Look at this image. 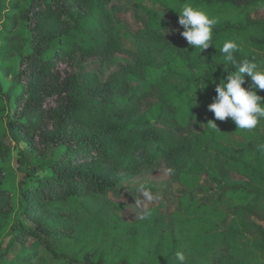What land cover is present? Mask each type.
I'll use <instances>...</instances> for the list:
<instances>
[{"label": "trees", "instance_id": "trees-1", "mask_svg": "<svg viewBox=\"0 0 264 264\" xmlns=\"http://www.w3.org/2000/svg\"><path fill=\"white\" fill-rule=\"evenodd\" d=\"M163 6L170 16L179 21V12L185 3L198 7H211L213 5H232L234 7H249L264 5V0H155ZM102 0H9L4 11V20L1 31L5 36L0 44V52H7L2 59L1 69L8 72L17 68L12 81L13 87L5 93L0 83V197H10L9 190L5 187L7 180L5 164L9 151L6 141L8 133L20 128L29 129L22 121L27 115L41 113L42 122L36 126L33 134L28 138L30 146L41 159H53L48 163L49 171L44 175H29L30 179L25 184L22 192L24 212L31 210L32 201L41 198L43 204L57 211L70 209L79 214L81 207L86 208L90 200L88 196L106 197L112 189L118 188V182L104 178L89 169L83 163L88 157H97L103 153L107 155L108 146L102 141V136L75 135L71 129L70 121L81 111V105L74 99V87L78 76L76 70V52L80 47L86 48L87 29L93 31V14L103 9ZM151 18L148 34L157 37L159 52L164 53L167 59L159 61L156 58L139 59L133 67L136 74L143 76L146 85L144 93L156 95L159 99L160 115L169 118L176 127L186 128L190 137L181 138L176 132L169 131V143L165 146L164 158L167 162L177 165L183 155L193 153L198 146H209L210 143L222 142L232 136H239L246 142L242 152L218 151L217 157L208 155L204 167L212 175V180L220 182L218 173L235 172L245 177L246 183L222 187L214 197H210L202 207L195 208L192 194L180 198L179 209L172 215V220L178 219L177 232L168 230L159 232L157 239H148L139 245L138 234L148 227L157 230V227L146 222L128 226V235L135 237L136 243L132 246L118 240L109 250L99 245L96 250H89L85 255L76 253L68 254L61 249L59 243L52 244L47 237L51 235L41 223L35 226L19 223L13 229L12 248L23 249L26 252L28 240H33V246L41 248L42 253L36 252L37 264H174L180 262L176 258L177 252H183L187 259L205 264H264V227L253 218L264 223V152L257 149L258 144H264V137L260 138L252 130H239L231 118L226 121L215 120L214 113L208 108L199 109L197 104L207 101L210 105L214 102L217 93L215 88L222 79H226L224 72V54L220 51L221 44L233 40L239 50L234 53L240 61L253 60L260 69L264 68V21L251 22L245 25L216 24L213 28L211 44L208 49H195L190 45L180 48L168 36L163 34L166 24L160 19L156 11H146ZM110 17V14H108ZM53 18L55 22L64 23L65 28L52 34L43 22ZM2 35V33H1ZM4 38V37H3ZM246 42L253 49L251 53L243 52L242 42ZM1 54V53H0ZM146 54L141 52V55ZM1 56V55H0ZM186 61L192 69L197 64L204 71L197 75L192 73L185 80L187 86L174 92L165 90L168 74L173 73L175 61ZM229 71L232 65H227ZM165 72L167 74H165ZM251 84L250 77H246V88ZM197 92V94H196ZM20 97L18 113L11 117L10 105L14 94ZM257 94L264 97V90H257ZM167 113V115H166ZM195 120L201 121L205 130L197 134L192 129ZM209 121H215L217 128H211ZM152 120L136 121L124 125L126 132L149 131L161 133L153 128ZM232 127V130H230ZM120 129V130H121ZM228 133V138L226 137ZM160 135V134H159ZM253 151L258 152L256 165L252 164ZM157 154L155 158H157ZM108 158V157H107ZM82 161V162H80ZM80 162V163H79ZM183 172L184 178L193 177L190 167ZM204 172V171H203ZM199 176V173H195ZM194 176V177H195ZM246 185V186H245ZM243 190L247 197L242 204L233 206L237 196L236 190ZM206 203H210L211 207ZM231 203V207H225ZM14 204L9 202L0 212L11 215ZM89 214L91 209H85ZM198 216L199 220H208L213 224V217L221 220V227L226 231L215 234L210 228L206 233L217 237L211 243L199 240L200 234L196 233L193 226L188 223V218ZM189 229L185 238L179 236L183 229ZM219 237L221 242L219 243ZM141 238V237H140ZM204 250H203V247ZM19 250V251H20ZM8 260V259H7ZM5 260L8 264H22L23 262ZM26 264V263H24ZM181 264V262L179 263Z\"/></svg>", "mask_w": 264, "mask_h": 264}, {"label": "rangeland", "instance_id": "rangeland-1", "mask_svg": "<svg viewBox=\"0 0 264 264\" xmlns=\"http://www.w3.org/2000/svg\"><path fill=\"white\" fill-rule=\"evenodd\" d=\"M9 0H0V31L4 20V11L7 9ZM103 9H99L93 14V31H86V48L80 47L76 52V72L78 76L74 87V99L81 105V111L70 121L73 133L79 136H90L99 134L102 141L108 146L109 152L97 157L90 156L83 163L84 168L118 182V188L108 192L106 197L95 195L88 196L87 209L92 213L88 214L81 207L79 214L71 209H56L43 204L41 198L32 201L31 210L24 212L22 203V192L30 176L44 175L48 173V163L53 159L39 158L28 138L33 134L36 126L42 122L41 113H32L22 118L29 129L18 128L12 133H8L6 141L9 155L6 157L5 187L10 192V197H0V210L6 207L9 202L14 204V211L11 215H3L0 212V264H8L5 260L15 259L22 264H37L38 258L34 254L41 248L33 246V240H28V248L15 250L12 248L13 229L19 223H27L35 226V222L41 223L48 231L53 232L47 239L52 244L61 245V249L68 254L76 253L79 256L85 255L89 250L98 249L103 243L106 250L115 246L118 240L132 246V240L127 233L128 226L146 222L157 227H148L138 234L139 245L148 239L155 238L159 232H166L177 229L178 219L172 220V215L179 209L180 198L187 194H192L195 200V208L214 197L222 187L245 184L246 179L235 172L223 174V170L218 174L220 182L212 180V175L204 167L208 155L217 157L218 151L242 152L246 142L242 137L235 136L225 141L210 143L209 146L200 145L194 151L193 158L189 157L185 151L182 159L177 165L167 162L164 158L165 146L169 143L168 132H176L181 138L190 137L186 128L176 127L168 118L160 115L159 99L156 95L144 93L145 79L143 76L133 71L132 65L139 59L156 58L159 61L167 59L164 53L159 52L158 39L148 34L151 18L146 11H156L160 19L166 24L163 34L168 36L170 41H174L177 46L183 48L189 45L186 39L180 34L184 31L176 19L167 10L157 4L155 0H102ZM193 7L205 11L211 18H217V24H231L234 26L245 25L249 21H264V5H253L249 7H234L232 5H213L211 7ZM110 14V17L108 16ZM49 32L58 33L65 28L64 23L55 22L49 18L48 22H43ZM2 33V35H1ZM0 32V44L4 42L5 36ZM4 37V38H3ZM242 42V38H238ZM224 43L221 45L223 46ZM243 52L251 53L253 50L248 43L242 42ZM141 52L146 53L141 55ZM1 56L7 55L2 48ZM2 59H0V67ZM173 73L168 74L165 82V90L174 92L185 88V80L192 73L200 75L204 68L197 64L192 69L186 61H175ZM264 71V68L261 69ZM17 68H12L9 73L0 68V83L5 93H8L14 83L12 77ZM165 74H167L165 72ZM12 99L10 110L11 117L18 113L20 108V97L15 93ZM208 102L203 101L197 104L199 109L208 108ZM13 114V115H12ZM167 115V113H166ZM152 120L153 128L161 133L149 131L126 132L121 128L124 125L136 121ZM121 129V130H120ZM192 129L197 134H203L205 127L201 121L195 120ZM232 130V127H230ZM260 138L264 137V121L253 129ZM158 155L155 158V155ZM108 157V158H107ZM258 152L253 151L252 164L256 165ZM82 162V161H80ZM79 162V163H80ZM1 164V163H0ZM183 164L190 167L199 176L184 178ZM204 171V172H203ZM30 182V181H29ZM148 190L152 196L148 200L141 187ZM246 186V185H245ZM237 196L233 201V206L242 204L247 194L243 190H236ZM211 207L210 203H206ZM231 203L225 207H231ZM202 209L208 211L206 208ZM213 217V224L208 220H199L198 216L188 218L196 233L200 234L199 240L203 243H211L217 237H211V233H206L210 228L215 234H222L226 231L221 227V220ZM254 222L263 225L259 219L253 218ZM161 230V231H160ZM189 229H183L179 236L185 238ZM141 237V238H140ZM221 238L215 242H221ZM136 243V244H137ZM203 247V246H202ZM20 250V251H19ZM204 250V247H203ZM44 254L42 253L41 256ZM7 260V261H8ZM174 264L180 262L174 261ZM186 264H205L191 259L186 260Z\"/></svg>", "mask_w": 264, "mask_h": 264}, {"label": "clouds", "instance_id": "clouds-1", "mask_svg": "<svg viewBox=\"0 0 264 264\" xmlns=\"http://www.w3.org/2000/svg\"><path fill=\"white\" fill-rule=\"evenodd\" d=\"M178 23L184 29L180 34L190 46L196 50H206L212 46L213 28L218 23L217 18H211L205 11L185 3L179 12ZM238 50L239 46L233 40L226 41L220 49L224 54V72L227 76L217 84V95L214 102L208 105V110L214 113L215 120L226 121L231 118L239 130H252L264 121V97L257 94V90H264V71L253 60L238 61L234 56ZM229 64L234 71H229ZM246 77L251 79L247 88L244 86ZM207 125L218 129L215 121H209ZM257 149L264 152V144H258ZM140 191L148 200L152 199L143 186ZM176 258L181 264L185 261L183 252H177Z\"/></svg>", "mask_w": 264, "mask_h": 264}]
</instances>
